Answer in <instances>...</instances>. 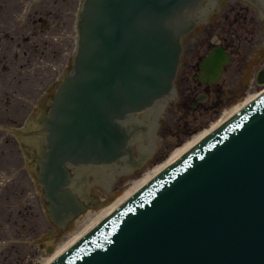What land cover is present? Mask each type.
Wrapping results in <instances>:
<instances>
[{"label":"water","instance_id":"1","mask_svg":"<svg viewBox=\"0 0 264 264\" xmlns=\"http://www.w3.org/2000/svg\"><path fill=\"white\" fill-rule=\"evenodd\" d=\"M182 2L87 0L79 60L89 75L84 91L95 98L109 85L110 94L126 95L131 107L139 90L142 99L164 92L178 47L166 35L173 23L163 18L177 15ZM250 112L248 122L243 118L240 130L226 133L222 145L213 141L196 155L194 168L180 165L185 175L170 166L51 264H264V101ZM95 118L83 110L56 122L54 160L79 148ZM101 138L104 147L117 143L116 135ZM257 154L262 161L251 165Z\"/></svg>","mask_w":264,"mask_h":264},{"label":"flooded vegetation","instance_id":"2","mask_svg":"<svg viewBox=\"0 0 264 264\" xmlns=\"http://www.w3.org/2000/svg\"><path fill=\"white\" fill-rule=\"evenodd\" d=\"M77 4L78 0H0V124L6 113L12 117L19 113L27 114L30 100L40 99L46 111L50 109L47 97L41 96L48 95L58 80L59 71L53 66L60 68L61 72L68 66L71 45L69 36L73 33ZM222 14L224 22L218 24L222 32L219 33V40L212 39L208 27L193 30L184 38L174 80L175 93L170 98L175 107H182L186 98L190 100L193 109H206L211 94H221L222 88L215 86L217 83L206 81L202 68L204 57L218 46L224 52L236 50L238 64L235 67H224L221 76L227 73L226 78L223 76V80H228L227 86L236 94L243 93L246 81L243 80L240 86L233 84V81L244 67L257 65L258 59L253 52L257 48L255 35L264 32V23L260 22L261 10L255 2L234 0L225 2ZM225 21L226 24L230 21L226 28ZM241 32L251 37L247 40L244 38L242 42ZM18 35L27 36L25 40L32 42L29 50H22L20 43L14 40L13 36ZM21 54L26 56L24 60L20 58ZM254 78L249 88L255 83ZM142 123H151L153 128L156 126V121L150 122L148 117ZM141 150H144L143 143ZM140 165L141 162L134 164L135 172ZM20 197V189L16 185L8 188L4 196L0 197V237L5 228L17 234L19 230L15 227H20L21 220L29 224L30 230H34L32 222L22 214ZM26 214L33 215L32 211ZM42 221L47 223V219ZM18 254L15 246L6 248L0 245V264L6 261L7 264H16L10 257L17 259Z\"/></svg>","mask_w":264,"mask_h":264},{"label":"rangeland","instance_id":"3","mask_svg":"<svg viewBox=\"0 0 264 264\" xmlns=\"http://www.w3.org/2000/svg\"><path fill=\"white\" fill-rule=\"evenodd\" d=\"M212 22H214V19H213ZM258 89H259V86L256 87V89L253 91V93L255 91H257ZM245 95L242 96V97H239L236 100V103L239 102V101H243ZM221 99H222V102H223L224 106H222L218 112H216L215 109H214V110H212V112H202L200 115H196L195 124L196 123L203 124L205 122L204 125H202L199 130H201L203 128H207L211 122L214 123L220 116L223 115V113H225L226 111H229L232 108V106L234 104L233 103L234 101L230 99V95L228 93L224 94ZM7 114L8 113H6L5 116ZM193 116L188 117V119L192 120ZM173 119H174V126H177L176 117H173ZM192 127H194V126H192ZM170 129H171L170 131L175 130L174 127H171ZM192 129H194V128H192ZM199 130L194 131L193 134H195ZM191 136L192 135H190L189 137H191ZM166 138H167V144L165 146H167V155H166L165 159L170 155V153H172L173 150H175V148L181 146L186 141V139L183 140L182 142H180L181 144L179 145L177 137L174 134H172V133L167 134ZM0 147H1V144H0ZM9 150H11V149H9V148L6 149V153L11 158L15 157L14 160H16V161L9 160L11 162L10 164H8L6 161H4V163L0 162V167L3 166L4 171L7 172V173L10 170L14 171L19 166V159H18L19 155L18 154H11L9 152ZM165 159L161 160L160 157H158V159L155 162H153L152 165L147 167V169L144 171V174L147 173L148 171L150 172L151 169H154L156 166L161 164ZM18 172H24V170L21 168ZM141 176L142 175H140L139 177L133 178L132 181L130 180L128 182L129 185L128 184L123 185L121 190L116 191L114 197L119 196L120 194H122L127 188H129L131 186V182H134V181L138 180ZM22 181H23V178H22ZM11 185H13V184H11ZM5 191H6L5 188L0 191L1 197L4 196ZM23 193H24V191H21V194H23ZM21 200H22V196H21ZM101 208H103V207H101ZM100 209H98V210H100ZM92 212L93 211H91V213ZM95 212H97V210ZM87 218H88V216H84L82 219H80L78 221L79 223L78 222L75 223L72 226V228L70 229L71 231L69 232V234L59 244H57L56 247H58L59 245L63 244L72 235H74L76 232L81 230L83 228V226H84L82 224L84 223V221ZM1 235L2 236H6L5 232H3ZM22 239L25 240L26 238H22ZM22 239H21V241H22ZM34 242H38V239H35ZM35 246H36V243H35L34 247L32 246L30 248L31 249H35L36 248ZM19 247H20L21 251L25 250V249H23L24 248L23 244L19 245ZM48 256H49V254H48L47 251L44 250L42 252L41 251L39 252L38 248H36V252H34V254H32V255H30V254L29 255H21V260H20L19 264H41Z\"/></svg>","mask_w":264,"mask_h":264},{"label":"bare ground","instance_id":"4","mask_svg":"<svg viewBox=\"0 0 264 264\" xmlns=\"http://www.w3.org/2000/svg\"><path fill=\"white\" fill-rule=\"evenodd\" d=\"M264 92V88L257 94L260 95ZM256 95V96H257ZM254 94H250L245 100L238 102L235 104L229 111L223 113L221 118L216 121L213 125L208 128L198 132L196 135H193L191 139L187 140L183 145L176 148L171 155L162 162L159 166L155 167L150 172L144 174L140 179L131 183V186L127 188L122 194H120L117 198H115L109 205L105 206V208L97 211L94 214L86 213L84 216L88 215V218L84 221L82 225L83 228L79 230L76 234L72 235L65 243L61 244L56 250L46 258L41 264H48L55 257L60 255L64 250H66L71 244H73L77 239H79L82 235H84L88 230H90L93 226H95L100 220H102L105 216H107L111 211H113L117 206H119L123 201H125L130 195H132L137 189L143 186L146 182H148L154 175L157 174L164 167L169 165L172 161H174L177 157H179L182 153H184L187 149H189L192 145H194L197 141L203 138L206 134L212 131L215 127L225 121L228 117L238 111L241 107H243L247 102L253 99ZM255 96V97H256Z\"/></svg>","mask_w":264,"mask_h":264}]
</instances>
